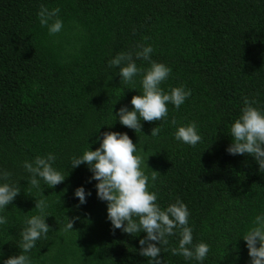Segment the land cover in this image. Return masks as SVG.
<instances>
[{"label": "trees", "instance_id": "16d2710c", "mask_svg": "<svg viewBox=\"0 0 264 264\" xmlns=\"http://www.w3.org/2000/svg\"><path fill=\"white\" fill-rule=\"evenodd\" d=\"M42 4L60 9L59 33L40 25ZM146 45L152 60L172 70L161 87L183 85L191 95L179 108L168 104L163 122L141 121L136 133L113 115L124 105L131 110L143 73L124 85L107 62L132 52L147 68L134 55ZM244 97L264 107V0H0V169L21 187L0 213L8 219L0 225V261L20 254L24 221L45 199L50 229L28 253L33 264H148L139 254L146 233L113 229L87 165L70 166L88 144L99 146L103 132L119 131L149 156L145 174L158 171L149 190L161 208L177 198L187 205L193 243L210 245L203 264H250L242 236L264 212V172L253 156L226 151ZM193 121L201 141L175 140L176 127ZM47 153L66 177L52 188L41 180L37 190L23 162ZM81 185L91 192L82 205L74 196ZM68 218L73 230L64 232ZM178 240V233L168 237L162 264H199L171 254Z\"/></svg>", "mask_w": 264, "mask_h": 264}, {"label": "clouds", "instance_id": "9594fccd", "mask_svg": "<svg viewBox=\"0 0 264 264\" xmlns=\"http://www.w3.org/2000/svg\"><path fill=\"white\" fill-rule=\"evenodd\" d=\"M59 12L58 7L49 9L43 4L37 12L40 25L47 28L49 35H55L63 28ZM152 52V46L146 45L134 53L136 59L149 62L147 68L137 66L132 52H119L107 62L109 68H119L118 74L124 85L134 84V78L143 73L140 78L142 91L132 97L131 110L124 105L113 115L114 121L118 117L121 125L133 129L136 133L142 129L141 121L163 122L168 116V104L179 108L191 95V89H186L183 85L172 87L170 91H165L161 87L172 70L164 63L152 60ZM171 123L176 125L174 119ZM160 124L152 128L151 136L159 135ZM229 134L232 143L226 151L231 155L247 153L253 156L259 165V171L264 172V107L258 106L254 98L249 100L248 97H244L240 115L230 125ZM173 136L175 140L192 147L202 139L198 125L194 121L177 126ZM96 139L99 146L92 150L88 144L82 154L70 158V166L76 168L82 163L87 165L92 173L89 182L97 181L95 184L97 197L107 202V219L112 228L128 234L146 233L139 240L141 245L139 254L148 258V264H162L160 253L169 250L163 246L168 245L169 236L177 233L178 246L170 249L171 254L203 264L210 245L203 241L193 243L187 205L177 198L174 203L161 208L156 202L158 193L149 190L158 172L153 170L151 176L145 174L143 166L147 165L149 156L145 160L138 144H134L126 132L105 131L102 138L98 136ZM55 160L56 156L53 153L37 155L31 161L25 160L23 167L30 174L28 184L40 190L41 180L49 188L63 182L66 176L54 167ZM10 176L9 171L0 169V213L4 212L6 206L21 191L17 183L9 181ZM89 195L91 192H86L83 185L74 191V196L81 205L86 203V197ZM47 207L48 202L45 199H36L35 209L38 210V214L26 218L24 221L26 226L20 232L21 239L18 244L20 254L0 261V264H33L28 253L36 246L37 240L47 236L50 229L46 223V217L49 216L46 212ZM74 220L75 218L67 219L63 226L64 232L73 230ZM7 222V216L0 214V225ZM242 237L246 241L251 258L250 264H264V212L254 217L252 226Z\"/></svg>", "mask_w": 264, "mask_h": 264}]
</instances>
